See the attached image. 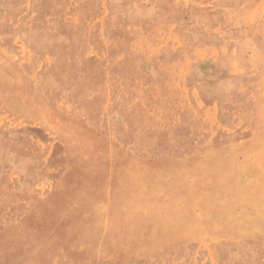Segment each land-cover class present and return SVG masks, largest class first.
Listing matches in <instances>:
<instances>
[{
  "label": "rangeland",
  "instance_id": "374dc122",
  "mask_svg": "<svg viewBox=\"0 0 264 264\" xmlns=\"http://www.w3.org/2000/svg\"><path fill=\"white\" fill-rule=\"evenodd\" d=\"M260 137L264 0H0V264H264Z\"/></svg>",
  "mask_w": 264,
  "mask_h": 264
},
{
  "label": "bare ground",
  "instance_id": "6f19581e",
  "mask_svg": "<svg viewBox=\"0 0 264 264\" xmlns=\"http://www.w3.org/2000/svg\"><path fill=\"white\" fill-rule=\"evenodd\" d=\"M261 139L258 140L259 142L258 143H255L256 145H252L253 147H250V149H253V148H258L259 150H263L264 151V138L260 137ZM249 149V150H250ZM258 161H257V164H263L264 163V154H261L259 155L258 158H256ZM208 173L210 174V176H221V177H225L226 175L223 174V173H226V172H222V167L219 166L217 168H215L213 170V172H208L207 170H204L202 173ZM201 173V174H202ZM205 173V174H206ZM197 174L195 177L196 178H202V177H207V176H203V174ZM227 174V173H226ZM264 179V178H263ZM226 180V178L224 179ZM247 191L245 190L244 187H238V188H234V196H233V199L235 202H239L240 199L244 196L248 197L249 201L252 202L253 200H255L258 196H261L260 194L258 193H253V192H249V193H246ZM225 193V192H223ZM220 194H221V191H220ZM262 197V201L264 202V195L261 196ZM103 208V207H102ZM100 208V210L102 209ZM145 210V209H144ZM98 211V210H97ZM104 211V210H103ZM131 215V214H130ZM127 218V217H126ZM132 225V224H131ZM130 228V227H129ZM130 235V234H129Z\"/></svg>",
  "mask_w": 264,
  "mask_h": 264
}]
</instances>
